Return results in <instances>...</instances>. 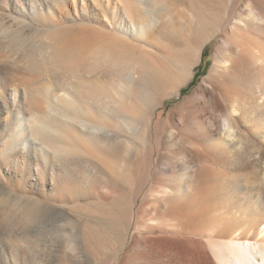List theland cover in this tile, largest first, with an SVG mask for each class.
<instances>
[{"label":"bare ground","instance_id":"6f19581e","mask_svg":"<svg viewBox=\"0 0 264 264\" xmlns=\"http://www.w3.org/2000/svg\"><path fill=\"white\" fill-rule=\"evenodd\" d=\"M171 4H186L191 12L194 38L187 47L196 51L198 63L207 53L205 44L220 36L209 74L183 96L182 87L193 83L201 66L194 69L189 53L181 58L178 33L168 25ZM133 5L124 8L134 21L129 26L114 18L104 25L114 32L112 48L93 52L97 63L113 61L130 72L121 79L135 87L127 95L131 104L117 99L118 107L105 106L114 107L124 132L109 127L110 110L102 111L99 121L92 108L82 106L87 112L73 119L78 140L87 141L78 143L81 150L58 156L63 164L52 181L41 173L42 198L27 199L37 207L25 205V227L15 231L21 242L0 248V264H37L39 255L45 259L41 264H264V143L251 137V130L264 136V0H135ZM150 30L165 45L154 46L164 54L160 63L122 45L127 36ZM175 95L180 103L166 115L165 100ZM88 140L100 147L98 158L115 154L109 147L114 142L137 158L130 167L119 161L122 165L113 162L111 168L106 158L94 156L96 146ZM180 156L187 165L178 164ZM128 168L130 182L124 180ZM83 197L93 201L81 211ZM69 202L80 216L65 209Z\"/></svg>","mask_w":264,"mask_h":264},{"label":"rangeland","instance_id":"374dc122","mask_svg":"<svg viewBox=\"0 0 264 264\" xmlns=\"http://www.w3.org/2000/svg\"><path fill=\"white\" fill-rule=\"evenodd\" d=\"M134 3L135 0H0V245L2 244L0 248H9L11 243L21 242L20 236L17 237L15 231L25 227L26 208L37 207L36 203L30 200L42 198L41 173L45 174L43 179L48 178L52 181V173L63 164V160H59L58 156L65 155L69 150L72 152L81 150V144L84 146V141H87L84 139L81 143L78 140L80 135L75 128L76 121L73 119L87 112L82 106L92 108L90 114L99 121L102 120L100 117L102 111L108 110L109 114L110 110L113 115L106 117L109 127L111 126L110 128L115 131L124 132L125 125L120 117L116 116L118 114L114 112V107L105 106L112 104L118 107L119 103L114 102L117 99L118 102L131 104L128 98L130 96L127 95L131 90H135V87L132 82H129L130 87L127 86V83L121 79L124 74L126 75L125 66L116 65L113 61L99 64L95 58L93 59V52L95 48L103 46L112 48L111 40L114 32L106 30L104 26L110 19L114 18L127 26L134 22L124 11L128 4L135 7ZM185 5L181 4L178 7L177 4L170 5L172 18L168 25L170 24V27L174 25L178 33L181 42L179 41L177 48L181 52V58L189 53V63H197L194 69L201 67L193 83L182 87L181 96L191 93L209 74L215 62L220 37L216 36L212 42L205 44L207 53L198 63L196 51L187 47L193 41L194 30H192L191 12ZM183 6H185L184 9H188H186L188 12L183 10ZM173 13L176 14V18ZM133 18L135 19V16ZM135 20L142 19L137 16ZM129 36L122 42L125 49L130 48L138 53L144 51L151 59L153 58V61L156 60L157 63L162 61L163 52L160 53L154 46L164 49L165 45L155 37L154 31H146L142 37ZM147 40H149L148 43ZM105 42L111 45H106ZM177 58L175 60L178 62L180 58ZM108 67L116 71L112 72ZM129 74L130 72L125 77ZM192 74L195 76V71L191 73V76ZM122 96L126 99L123 98V100ZM180 100V95L166 99L165 114L167 115L168 110L177 106ZM63 113L72 115H63ZM251 137L259 144L264 143V136L254 130H251ZM79 142L81 144H78ZM91 142L89 143L88 140L90 145L86 144L91 147L93 145L94 148L96 146L97 149L95 148L93 153L98 158L97 153L101 149L96 143L91 144ZM100 144L104 145V143ZM110 145L106 144L104 148L109 146L115 154L111 156L100 151V156H104L98 159L106 158L105 163L107 162L108 165L116 162V165L114 164L116 167L122 164H128L127 167H130V164L132 165L136 160L137 154L131 157L123 154L127 152H124L125 146L122 142H114ZM167 149L168 146L162 147L163 151ZM57 151L59 153H56ZM112 151L110 153H113ZM119 151L124 157L120 156ZM181 152L180 155H183L184 152ZM157 153L158 151L155 154ZM125 157L129 161L127 158V162L126 159L123 160ZM179 159L181 163L177 161L179 165H187L181 156ZM38 162H41V165ZM112 166L113 164L110 167L114 168ZM125 175L124 180L130 182L132 175L129 173V168L125 171ZM143 193L145 191L136 200V210L142 203ZM28 198L30 200H27ZM88 199L86 197L81 199V204L84 206L81 211L93 201ZM72 204L73 202L66 203L65 209L76 217L80 216V210ZM83 223H85L84 218ZM135 226L134 224L133 230ZM41 260L45 261L40 255L37 256V264L44 262Z\"/></svg>","mask_w":264,"mask_h":264}]
</instances>
